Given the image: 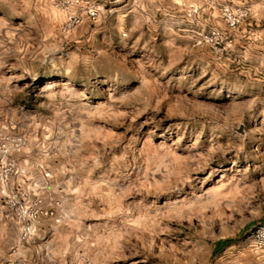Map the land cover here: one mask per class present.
I'll use <instances>...</instances> for the list:
<instances>
[{
	"label": "rangeland",
	"instance_id": "obj_1",
	"mask_svg": "<svg viewBox=\"0 0 264 264\" xmlns=\"http://www.w3.org/2000/svg\"><path fill=\"white\" fill-rule=\"evenodd\" d=\"M264 0H0V264H264Z\"/></svg>",
	"mask_w": 264,
	"mask_h": 264
},
{
	"label": "built area",
	"instance_id": "obj_2",
	"mask_svg": "<svg viewBox=\"0 0 264 264\" xmlns=\"http://www.w3.org/2000/svg\"><path fill=\"white\" fill-rule=\"evenodd\" d=\"M256 236H264V230L262 228L255 231Z\"/></svg>",
	"mask_w": 264,
	"mask_h": 264
}]
</instances>
